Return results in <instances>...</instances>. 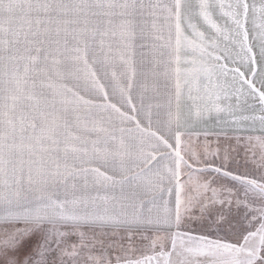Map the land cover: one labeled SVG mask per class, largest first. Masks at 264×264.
I'll return each instance as SVG.
<instances>
[{"label": "snow or ice", "instance_id": "snow-or-ice-1", "mask_svg": "<svg viewBox=\"0 0 264 264\" xmlns=\"http://www.w3.org/2000/svg\"><path fill=\"white\" fill-rule=\"evenodd\" d=\"M0 264H264V0H0Z\"/></svg>", "mask_w": 264, "mask_h": 264}, {"label": "crops", "instance_id": "crops-1", "mask_svg": "<svg viewBox=\"0 0 264 264\" xmlns=\"http://www.w3.org/2000/svg\"><path fill=\"white\" fill-rule=\"evenodd\" d=\"M202 139V138H201Z\"/></svg>", "mask_w": 264, "mask_h": 264}]
</instances>
